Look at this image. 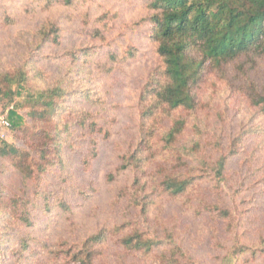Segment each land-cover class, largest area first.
<instances>
[{
  "label": "rangeland",
  "instance_id": "1",
  "mask_svg": "<svg viewBox=\"0 0 264 264\" xmlns=\"http://www.w3.org/2000/svg\"><path fill=\"white\" fill-rule=\"evenodd\" d=\"M64 2L0 0V72L32 60L42 72L41 84L61 80L68 90L60 124L51 135L61 141L40 184L26 181L8 158L0 157L3 195L8 201L20 200L16 214H10L14 208L0 209V264H73L67 252L80 250L88 237L129 220L157 237L173 234L196 264H264V118L233 87L236 65L206 74L196 90L195 112H176L171 119H162L165 127L176 118L187 120L180 142L193 150L184 153L186 165L172 168L204 180L187 197L158 196L142 215L126 196L135 172L120 168L123 157L140 141V97L160 64L150 37L152 26L145 21L151 0ZM47 22L60 28L59 44H44L39 52L38 32ZM253 73L264 76V63ZM10 109L0 102V118L7 117ZM87 114L88 122H97L105 133H88L81 124ZM28 123L29 119L24 126ZM249 126L261 133L246 136L230 158L226 182L219 186L208 177L200 156L218 154L220 140L222 147H230V140L242 129L249 132ZM1 140L35 154L19 131H7ZM199 142L200 150L194 149ZM156 146V166L151 164L149 171L165 164L169 156L160 144ZM216 207L233 210V221L208 212ZM25 208L32 223L28 228L20 223ZM240 237L252 249L226 258ZM118 238L110 235L97 247L93 264H166L164 257L124 249ZM21 241L28 249L15 256Z\"/></svg>",
  "mask_w": 264,
  "mask_h": 264
},
{
  "label": "trees",
  "instance_id": "2",
  "mask_svg": "<svg viewBox=\"0 0 264 264\" xmlns=\"http://www.w3.org/2000/svg\"><path fill=\"white\" fill-rule=\"evenodd\" d=\"M72 1L65 0L64 3L71 4ZM148 7L150 14L145 21L152 26L150 37L157 45L160 64L151 73L140 97V141L134 151L123 157L120 168L135 172V181L126 196L142 215L148 213L158 196L187 197L204 180L202 176L177 172L172 168L186 165L184 153L193 150L181 146L180 142L188 127L187 120L176 118L165 127L162 119L166 116L171 119L176 112L193 113L199 108L196 90L206 74L223 73L236 65L237 82L233 87L238 88L250 106L264 118V76L256 77L253 73L264 63V0H151ZM38 37L35 49L40 52L44 44H59L60 28L47 22L39 30ZM33 65L34 62L28 60L19 67L0 72V102L11 107L7 114L11 130L15 134L19 131L35 154L0 139V157L8 158L26 181L40 184L53 165L50 156L55 155L61 141L51 135L60 124L59 116L64 111L68 90L67 84L61 80L53 83L44 80L41 84L42 72ZM23 110L27 111L25 115L20 114ZM89 117L91 115L87 114L85 120L81 118L77 123L83 120L81 124L89 134L105 133L97 122L90 124ZM27 119L30 123L24 126ZM251 127L254 126H249V132L242 129L241 135L231 139L230 147L224 148L222 140L218 141L217 155L200 156L208 177L219 186L226 182L230 158L237 154L245 138L261 133L259 128ZM158 144L162 151H169V156L165 164L149 171L151 164L156 166ZM201 146L199 142L193 147L200 150ZM196 159L194 161L197 162ZM9 201L3 195L0 181V209L14 208L10 214H16L20 200L15 197ZM232 211L217 207L208 210L209 213L216 212L217 217L227 223L233 221ZM20 223L27 228L32 226L26 208L20 216ZM125 223L113 230L99 231L84 240L80 250L67 252L72 263L93 264L99 255L97 249L107 242L110 235H118L119 244L128 251L152 255L157 259L164 257L166 264H196L173 234L165 232L164 237H157L146 228L136 226L133 220ZM26 249L28 244L21 241L19 250L13 254L21 256ZM251 249L252 246L241 237L236 238L225 257H240Z\"/></svg>",
  "mask_w": 264,
  "mask_h": 264
},
{
  "label": "built area",
  "instance_id": "3",
  "mask_svg": "<svg viewBox=\"0 0 264 264\" xmlns=\"http://www.w3.org/2000/svg\"><path fill=\"white\" fill-rule=\"evenodd\" d=\"M6 130L7 131L11 130V124H10V121L8 120V118L4 116V117L0 118V139L3 138L4 134L7 132Z\"/></svg>",
  "mask_w": 264,
  "mask_h": 264
}]
</instances>
